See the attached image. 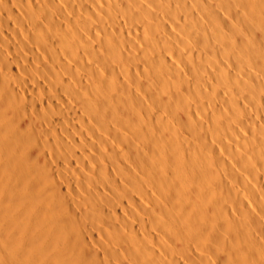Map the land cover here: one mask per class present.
Instances as JSON below:
<instances>
[{"label": "bare ground", "instance_id": "6f19581e", "mask_svg": "<svg viewBox=\"0 0 264 264\" xmlns=\"http://www.w3.org/2000/svg\"><path fill=\"white\" fill-rule=\"evenodd\" d=\"M0 264H264V0H0Z\"/></svg>", "mask_w": 264, "mask_h": 264}]
</instances>
